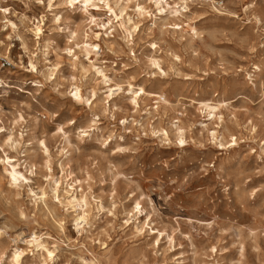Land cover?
I'll return each mask as SVG.
<instances>
[{"label":"clouds","instance_id":"clouds-1","mask_svg":"<svg viewBox=\"0 0 264 264\" xmlns=\"http://www.w3.org/2000/svg\"><path fill=\"white\" fill-rule=\"evenodd\" d=\"M0 264H264V0H0Z\"/></svg>","mask_w":264,"mask_h":264}]
</instances>
